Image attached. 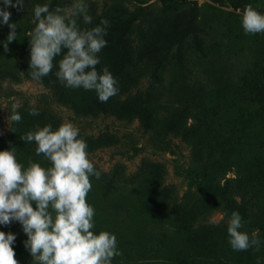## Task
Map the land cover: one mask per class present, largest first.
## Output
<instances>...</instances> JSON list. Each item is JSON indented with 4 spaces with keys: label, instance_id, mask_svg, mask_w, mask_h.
I'll use <instances>...</instances> for the list:
<instances>
[{
    "label": "trees",
    "instance_id": "16d2710c",
    "mask_svg": "<svg viewBox=\"0 0 264 264\" xmlns=\"http://www.w3.org/2000/svg\"><path fill=\"white\" fill-rule=\"evenodd\" d=\"M242 2L238 0L236 8L244 10ZM190 19L178 17L172 28L161 29V35L155 40L146 32L154 28L151 25L146 30L142 23L132 20H111L105 36L107 46L99 54L101 62L97 70L109 69L118 81L119 93L106 103L100 102L94 91L70 89L60 83L55 73L61 57L56 58L57 67L52 73L39 83L49 89L53 101L71 108L79 116L102 114L124 121L138 119L157 151H170L171 139H179L190 148L187 176L195 185V191L179 197L173 186L165 184L164 169L153 163L143 164L132 176L124 175L119 169L104 173L96 168L101 176L99 180L92 177L91 183L100 206L111 203L122 193L135 194L144 189L149 204L147 217L153 226L159 231L181 232L187 243L202 249V253L195 256V263L233 264L238 256H243L254 264L259 258L260 264H264V211L258 202L259 175L254 169L255 155L248 151L255 148L256 155L259 152L264 158V58L252 69L239 72L233 80L226 79L228 93L219 98L222 106L217 110L208 112L206 105L195 98L178 99L171 87L174 84H161L160 76L166 73V65L172 60L173 47L184 42V36L189 34L188 24L195 26L194 19ZM100 23L96 22L92 28ZM183 25L188 26L185 33ZM199 41L202 45L203 41L198 38ZM149 74L154 77V85L150 83L140 91V81ZM20 75L31 78L30 53L6 52L0 45V81L17 80ZM159 89L165 91L168 98L154 109L155 104L149 97ZM32 108L39 112L38 116L29 115ZM17 112L22 120L12 122L9 134L0 138V151L14 147L18 162L25 168L29 161L50 167L43 155H36L35 142L26 143L20 137L48 124L55 130L60 126L59 120L38 106L25 105ZM228 113L234 114L231 120L225 117ZM80 137L86 141L89 154L108 146L102 138L84 134ZM233 211L243 218L242 231L258 232L259 251L232 250L227 228ZM215 212L222 213L223 219L218 223H204ZM105 227L108 228L104 222L95 220L96 234L108 232ZM0 231L16 235L13 248L19 264H35L24 247L27 238L18 222L0 225ZM206 245L207 252L203 249ZM190 259L182 255L178 261L187 264Z\"/></svg>",
    "mask_w": 264,
    "mask_h": 264
},
{
    "label": "rangeland",
    "instance_id": "374dc122",
    "mask_svg": "<svg viewBox=\"0 0 264 264\" xmlns=\"http://www.w3.org/2000/svg\"><path fill=\"white\" fill-rule=\"evenodd\" d=\"M79 0H24L19 11L15 7H0L11 13L9 23L16 24V40L8 45V51L30 53L29 33L33 24L34 8L47 5L50 10L57 7L71 9ZM87 14L92 17L91 24H85L83 15L74 17L82 28L91 29L102 20H132L142 23L148 29V36L155 40L161 35V29L170 30L178 17L194 19L195 26L189 23L190 32L184 36V42L173 47L172 60L166 65V73L160 76L163 85L173 83L178 99L200 100L208 112L222 106L220 99L228 93L226 79L233 80L239 72L252 69L264 58V34L246 35L242 27V7L236 8L238 0H83ZM16 3V0H13ZM243 7L251 5L264 14V0H243ZM241 3V4H242ZM187 25H183L185 33ZM11 29L0 18V45L4 43ZM201 42H197V39ZM179 51V52H178ZM181 51V52H180ZM181 54V55H179ZM150 79V80H149ZM154 85V77L149 74L139 84V90ZM136 91L133 92V95ZM197 95L196 96H190ZM154 109L168 94L159 89L150 93ZM228 98V97H226ZM38 106L50 112L60 124L71 122L79 129V134L102 138L108 145L90 154L97 169L109 173L115 169L124 175L132 176L145 163L161 166L165 172V184L174 187L177 195L195 191L196 187L188 178L190 166V148L179 139L170 140V151H157L149 142L138 119L119 120L104 115L79 116L71 108L53 101L49 89L41 83L20 75L17 80L0 81V138L7 136L12 122L9 117L21 107ZM217 106V107H216ZM216 107V109H215ZM231 120L233 113L225 116ZM190 124V123H189ZM255 155L254 169L258 172V202L264 211V158L256 149H248ZM231 176V174L229 175ZM87 202L95 209V220L104 222L109 233L115 234L122 255L116 256L112 264H180L178 259L188 255L192 259L187 264L195 263V256L202 249L186 242L181 232L159 231L153 226L147 214L149 212L146 191L135 194L122 193L111 203L100 206L97 192L92 190ZM223 219L220 212L210 215L204 223H218ZM22 229V225L19 224ZM23 235L27 238L26 234ZM209 250L208 246H204ZM192 255V256H191ZM233 264H254L250 259L238 256Z\"/></svg>",
    "mask_w": 264,
    "mask_h": 264
},
{
    "label": "clouds",
    "instance_id": "9594fccd",
    "mask_svg": "<svg viewBox=\"0 0 264 264\" xmlns=\"http://www.w3.org/2000/svg\"><path fill=\"white\" fill-rule=\"evenodd\" d=\"M4 7L23 8L24 0H2ZM0 7L2 23L11 29L4 50L16 40L17 27L9 23L11 13ZM83 15L84 23L91 24L83 0L71 9L47 5L34 8L35 28L30 36V76L41 82L57 67L55 75L70 89L94 91L98 100L106 103L118 95V81L107 67L98 71L99 54L107 46L105 36L108 20L91 29H82L76 16ZM246 35L264 34V14L247 5L242 14ZM29 115L38 116L32 108ZM22 116L15 111L9 121L19 123ZM26 143L35 142L36 155L50 162V167L29 161L24 167L16 157V149L0 151V225L14 221L22 225L27 236L24 247L35 264H112L122 255L115 234L101 231L96 234L95 209L87 202L92 190L91 178L100 179L88 152L86 141L71 122L53 129L51 124L38 127L20 137ZM35 205V207H33ZM244 221L237 211L228 222V243L233 251H259L258 232L242 231ZM16 235L0 231V264H19L13 245ZM257 264H260L258 258Z\"/></svg>",
    "mask_w": 264,
    "mask_h": 264
}]
</instances>
